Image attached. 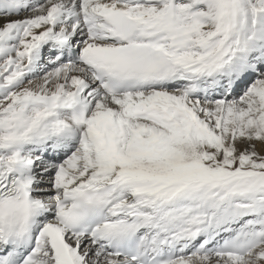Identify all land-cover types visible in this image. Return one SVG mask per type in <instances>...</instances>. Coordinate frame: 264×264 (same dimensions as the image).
Masks as SVG:
<instances>
[{"label": "snow or ice", "instance_id": "snow-or-ice-1", "mask_svg": "<svg viewBox=\"0 0 264 264\" xmlns=\"http://www.w3.org/2000/svg\"><path fill=\"white\" fill-rule=\"evenodd\" d=\"M0 264H264V0H0Z\"/></svg>", "mask_w": 264, "mask_h": 264}]
</instances>
